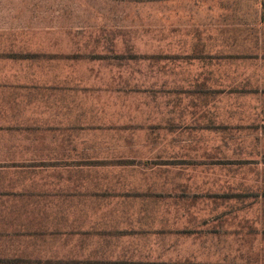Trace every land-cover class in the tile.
Masks as SVG:
<instances>
[{
  "label": "rangeland",
  "instance_id": "obj_1",
  "mask_svg": "<svg viewBox=\"0 0 264 264\" xmlns=\"http://www.w3.org/2000/svg\"><path fill=\"white\" fill-rule=\"evenodd\" d=\"M166 29L0 25V65L54 76L37 169L0 162V264H264V41Z\"/></svg>",
  "mask_w": 264,
  "mask_h": 264
},
{
  "label": "crops",
  "instance_id": "obj_2",
  "mask_svg": "<svg viewBox=\"0 0 264 264\" xmlns=\"http://www.w3.org/2000/svg\"><path fill=\"white\" fill-rule=\"evenodd\" d=\"M262 3V0H0V25L138 24L166 27L171 41H264ZM80 10H83L82 16L91 19H74L82 18L78 15ZM96 17L103 19L96 20ZM113 18L120 20H110ZM44 73H49L47 68L40 71L28 65L18 68L0 65V162L6 156L4 152L12 154L15 162L25 150L29 155L26 161L31 164L24 163L20 168L37 169L32 165L36 155L33 149H47L49 142L43 138L51 132L41 124L44 99L35 98L43 96L42 91L49 86L53 87L50 82L54 76ZM17 138L33 141L21 139L17 143Z\"/></svg>",
  "mask_w": 264,
  "mask_h": 264
},
{
  "label": "trees",
  "instance_id": "obj_3",
  "mask_svg": "<svg viewBox=\"0 0 264 264\" xmlns=\"http://www.w3.org/2000/svg\"><path fill=\"white\" fill-rule=\"evenodd\" d=\"M262 4H263V9H264V1H263V3H262ZM263 20H264V18H263Z\"/></svg>",
  "mask_w": 264,
  "mask_h": 264
}]
</instances>
